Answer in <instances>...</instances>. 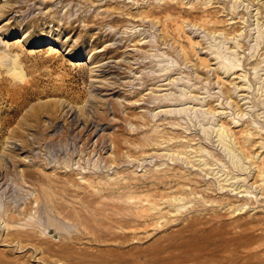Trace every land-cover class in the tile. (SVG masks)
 Returning a JSON list of instances; mask_svg holds the SVG:
<instances>
[{"label":"rangeland","instance_id":"1","mask_svg":"<svg viewBox=\"0 0 264 264\" xmlns=\"http://www.w3.org/2000/svg\"><path fill=\"white\" fill-rule=\"evenodd\" d=\"M0 264H264V0H0Z\"/></svg>","mask_w":264,"mask_h":264}]
</instances>
